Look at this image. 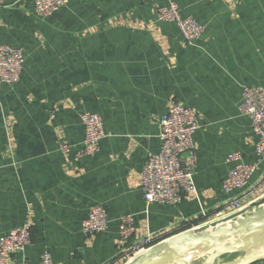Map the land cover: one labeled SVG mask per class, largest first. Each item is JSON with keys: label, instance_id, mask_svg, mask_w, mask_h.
I'll use <instances>...</instances> for the list:
<instances>
[{"label": "crops", "instance_id": "crops-1", "mask_svg": "<svg viewBox=\"0 0 264 264\" xmlns=\"http://www.w3.org/2000/svg\"><path fill=\"white\" fill-rule=\"evenodd\" d=\"M33 1L0 6V42L24 56L20 80L0 86V235L28 223L30 264L43 250L53 264H125L118 224L128 214L136 227L128 242L154 234V244L264 207V159L238 111L242 85L264 88V0H174L181 16L204 26L191 43L175 23L156 20L149 0H68L44 18ZM173 101L195 116L197 196L147 204L140 172L146 153L159 148L160 117ZM84 111L101 115L104 135L94 156L76 158ZM235 150L256 165L240 211L221 189ZM95 204L105 206L107 228L84 235L81 222ZM16 259L10 254L6 264Z\"/></svg>", "mask_w": 264, "mask_h": 264}, {"label": "built area", "instance_id": "built-area-1", "mask_svg": "<svg viewBox=\"0 0 264 264\" xmlns=\"http://www.w3.org/2000/svg\"><path fill=\"white\" fill-rule=\"evenodd\" d=\"M21 0H16L19 2ZM156 3L154 13L159 22H173L185 42L198 39L204 26L191 16H181L174 0H149ZM165 1V3H161ZM68 0H34L33 13L44 18L66 5ZM4 5L0 0V6ZM23 52L20 48L0 42V86L13 85L20 80L23 65ZM238 111L251 123L258 141L256 155L264 159V88L242 85ZM80 122L84 136L75 151L76 158L92 157L99 150V141L104 135L103 121L100 114L84 111L80 113ZM197 127L193 111L179 101L170 102L166 112L159 121V148L146 153L140 172V187L143 199L147 204L176 205L184 193L197 196L193 176L195 173L194 148L192 132ZM58 150L65 154L70 146L59 141ZM229 169L221 180V189L226 195L224 202L237 211L242 210L240 202L248 182L256 169L255 163L245 162L240 151H231L226 155ZM204 214V212H202ZM108 225L107 211L104 205L95 204L89 207L87 216L81 222L84 235L104 231ZM136 227L132 215L120 217L118 239L122 246V259L129 262L143 253L153 244L154 234H147L139 240L128 242L134 235ZM30 243V226L23 223L0 235V264H6L10 254H18L19 259L11 264H30L25 258V249ZM38 264H53L51 254L43 250Z\"/></svg>", "mask_w": 264, "mask_h": 264}, {"label": "water", "instance_id": "water-1", "mask_svg": "<svg viewBox=\"0 0 264 264\" xmlns=\"http://www.w3.org/2000/svg\"><path fill=\"white\" fill-rule=\"evenodd\" d=\"M223 220L211 227L200 225L166 237L126 264H191L194 260L215 264L219 257L232 253L242 255L220 264H249L264 257V207L245 215L240 211ZM226 221L228 227L223 225ZM201 252L208 253L195 259Z\"/></svg>", "mask_w": 264, "mask_h": 264}, {"label": "bare ground", "instance_id": "bare-ground-1", "mask_svg": "<svg viewBox=\"0 0 264 264\" xmlns=\"http://www.w3.org/2000/svg\"><path fill=\"white\" fill-rule=\"evenodd\" d=\"M206 254L208 253V252H205ZM204 252L202 253H199V254H197V256L195 257V259H197V258H199L200 256H202L203 254H205Z\"/></svg>", "mask_w": 264, "mask_h": 264}, {"label": "rangeland", "instance_id": "rangeland-1", "mask_svg": "<svg viewBox=\"0 0 264 264\" xmlns=\"http://www.w3.org/2000/svg\"><path fill=\"white\" fill-rule=\"evenodd\" d=\"M163 239H165V238H163ZM163 239H161V240H163ZM224 256V255H223ZM222 257V256H221ZM220 258V257H219ZM217 261V260H216ZM218 262H216L215 264H217ZM191 264H198V261L197 260H194Z\"/></svg>", "mask_w": 264, "mask_h": 264}, {"label": "trees", "instance_id": "trees-1", "mask_svg": "<svg viewBox=\"0 0 264 264\" xmlns=\"http://www.w3.org/2000/svg\"><path fill=\"white\" fill-rule=\"evenodd\" d=\"M163 238H166V236H165V237H162V239H163ZM160 240H161V238H160Z\"/></svg>", "mask_w": 264, "mask_h": 264}]
</instances>
